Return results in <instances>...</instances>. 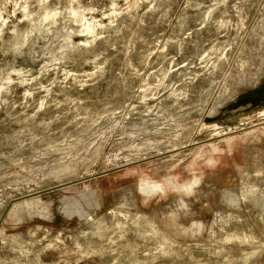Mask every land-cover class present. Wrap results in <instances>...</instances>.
Returning a JSON list of instances; mask_svg holds the SVG:
<instances>
[{
    "label": "rangeland",
    "instance_id": "374dc122",
    "mask_svg": "<svg viewBox=\"0 0 264 264\" xmlns=\"http://www.w3.org/2000/svg\"><path fill=\"white\" fill-rule=\"evenodd\" d=\"M0 264H264V0H0Z\"/></svg>",
    "mask_w": 264,
    "mask_h": 264
},
{
    "label": "bare ground",
    "instance_id": "6f19581e",
    "mask_svg": "<svg viewBox=\"0 0 264 264\" xmlns=\"http://www.w3.org/2000/svg\"><path fill=\"white\" fill-rule=\"evenodd\" d=\"M77 189H78V188L72 186V187L66 188V189H64V190H65V192H74V191H77Z\"/></svg>",
    "mask_w": 264,
    "mask_h": 264
}]
</instances>
